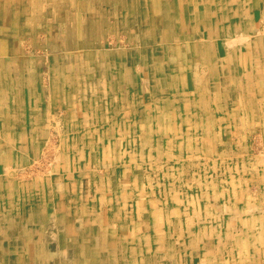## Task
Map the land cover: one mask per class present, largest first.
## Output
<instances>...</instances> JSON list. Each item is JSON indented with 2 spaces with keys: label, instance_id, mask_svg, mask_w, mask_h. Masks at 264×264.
Here are the masks:
<instances>
[{
  "label": "rangeland",
  "instance_id": "rangeland-1",
  "mask_svg": "<svg viewBox=\"0 0 264 264\" xmlns=\"http://www.w3.org/2000/svg\"><path fill=\"white\" fill-rule=\"evenodd\" d=\"M186 83L219 107L213 141L188 135L173 159L133 143L108 170L97 121ZM21 104L0 264H264V0H0V113Z\"/></svg>",
  "mask_w": 264,
  "mask_h": 264
},
{
  "label": "crops",
  "instance_id": "crops-1",
  "mask_svg": "<svg viewBox=\"0 0 264 264\" xmlns=\"http://www.w3.org/2000/svg\"><path fill=\"white\" fill-rule=\"evenodd\" d=\"M169 58L167 54L166 60ZM151 59L154 60L155 56L153 55ZM190 88L188 83H186L185 88L181 89L179 95H168L166 92L164 93L165 95L163 94V100L160 103L141 102V98L135 93L137 95L135 106L139 107L135 111V118H132V120L128 118L126 121H117L111 119L109 115L105 120L97 121L99 124L96 125L93 129L94 131L89 135H94L92 143L98 144L99 155L105 166L113 165L108 170L114 168V171L118 172L121 168L124 169V163L122 161L124 155L127 154L129 156L133 154L135 156V146L133 143L137 144L138 148H142L140 143H144L143 146L147 147V142L151 141L155 145L160 138L163 144L158 143L155 146L156 149L160 146L159 151L161 150L162 157L173 159L179 157L178 152L182 151L183 141L188 138V135H195L199 143L205 144L204 142L206 140L203 138L201 132H206L207 137L212 132V135L209 137L212 142L213 136L216 133L212 129L210 132V128L214 123L210 125L209 114H215V111L217 114L219 107L215 103L216 108L210 107L211 111H209V106L207 107L208 104L205 100L200 97L194 99L190 96L199 94L197 86L193 88L192 85ZM23 103L26 105L25 101ZM22 104L13 113H10V111L0 113L3 117H0V119H4L5 121L0 123V126H4L3 129H0V139L4 143L0 144V147L5 151L11 146L12 142L26 143L27 127L24 118L27 116V113L26 108L23 110ZM212 109H215V111H212ZM205 113L207 116H205ZM16 132L18 135H16ZM86 133H88V130ZM71 148H76V146L73 145ZM126 148H128L129 152L124 153ZM25 150L26 146H21L19 153ZM18 157L19 155L14 153V158L18 159ZM74 158L75 155L70 152L67 164L69 169L73 168L72 175L76 172L75 167L77 165ZM86 161L87 158L84 156V162ZM78 168L85 173L86 169H80V166ZM59 170H62V168L58 167L57 171ZM63 170L65 172L66 169L63 168ZM64 172L63 175H65ZM107 182L109 183V181ZM85 194L84 196H88L90 193ZM84 205L88 204L84 203ZM69 232L72 233L74 231ZM82 236L84 237V235L80 237L83 238Z\"/></svg>",
  "mask_w": 264,
  "mask_h": 264
}]
</instances>
